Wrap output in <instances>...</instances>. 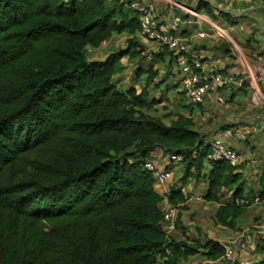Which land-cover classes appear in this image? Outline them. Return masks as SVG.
<instances>
[{"label":"trees","instance_id":"trees-1","mask_svg":"<svg viewBox=\"0 0 264 264\" xmlns=\"http://www.w3.org/2000/svg\"><path fill=\"white\" fill-rule=\"evenodd\" d=\"M127 1L0 0V264L220 259L218 241H176L163 229V196L144 167L154 150L181 155L184 177L206 179L203 199L219 203L217 224L232 228L246 210L248 204L235 201L250 198L241 173L206 160L208 146L190 117L164 123L146 111L156 102L146 100L150 88L173 74L172 52L153 53L163 61L168 55L162 75L152 64L138 68L137 75L145 74L139 92L115 80L121 58L142 59L146 50ZM195 4L212 20L232 23L206 2ZM114 34L128 36L126 48L87 58V46L97 48ZM215 48L229 51L224 42ZM257 182L263 201L264 167ZM232 185L231 199L221 203L216 190ZM167 199L186 209L181 191L171 188ZM254 264H264V256Z\"/></svg>","mask_w":264,"mask_h":264},{"label":"crops","instance_id":"crops-1","mask_svg":"<svg viewBox=\"0 0 264 264\" xmlns=\"http://www.w3.org/2000/svg\"><path fill=\"white\" fill-rule=\"evenodd\" d=\"M170 1H174V0H169V1L159 0L152 3L154 12L157 14L158 18L163 23H168L171 19L172 10L170 9V3H169ZM215 3L225 9L241 10L256 6L264 2L262 0H217V1L215 0ZM191 5L197 9V5L195 3L192 2ZM199 11L204 15V18L202 20H195L190 16H184L185 21L181 25V33L183 37L190 38V40L199 44L198 49L202 54L204 68L207 71L213 69H219V68L225 69L230 72L237 73L238 76L243 78L244 84L245 82L248 81L251 84L255 85L259 81V78L262 75H264L263 72L264 61H262L260 57H258L257 58L258 60L255 61L246 60L244 56L240 57L239 50L245 48V45H241L242 47L240 46V41L241 39L242 40L244 39V41L247 40L248 38L245 37V35L252 34L254 38L255 37L259 38L258 43L255 42L254 40H251L252 48H256V47L260 48L262 46L261 41H262V37H264V10L258 9L242 16H232V20H231L232 23L231 22L228 23L226 21L220 22L217 20H212L209 16H207V14L203 10H199ZM218 29L221 30L220 34L214 35V32L217 34ZM200 32H204L206 35L204 37H200L199 36ZM224 39L226 41H224ZM221 42L224 43L226 42L228 48L230 49L228 52H223L215 48ZM87 48L88 46L86 47V50ZM235 52L238 54H236ZM231 53H234L236 55L235 58L233 59L230 58ZM104 57H102L101 59H103ZM115 76L116 75H114V78ZM120 87L126 88L128 86L125 87L120 86ZM154 89L155 90L161 89V86L160 88L154 87ZM239 89L238 88L232 89L228 96L230 98L233 96V94L237 96L239 94L238 93ZM184 97H186L185 94ZM152 99H155V97L151 95V90H149V95L146 98V100L150 102ZM263 99L264 98H260L259 100L262 107H264ZM155 100L157 102V99ZM188 103L191 104L190 101ZM257 117H258L257 118L258 122H249L246 125H240L239 123H237V121H232V123L234 124L233 125L234 132L231 136H227V137L222 135V130L224 128L220 129L218 127L211 126L205 132H200L199 130L196 129L203 136L206 143L214 136H219L222 137L223 140L226 142V144H228L230 147L236 150V152L239 154L238 162L236 164L233 165L231 164V165L234 167V172L241 173L243 178L242 187L244 189V192L250 195V198L247 197L244 198L248 200L247 207L264 206V200L259 201L256 195V190L258 188L257 176L258 173L261 171V169L264 167V110L257 113ZM163 155L164 154L158 150H154L151 152L152 160L155 162L156 166L159 168L160 167L165 168L168 171H170L171 177L165 183L158 186L155 185V189L158 193L162 194L163 196V200L161 203L162 211H164L168 207H173L175 209V214L170 222L162 223V227L167 232L169 237H171L176 241L182 240L185 237L189 240L203 241L201 237L197 235V231L195 229L194 230L196 236L191 234V231L189 230L187 231V229L186 231L184 230L182 232L181 228L179 227L180 225L179 223L182 220L181 212H184L185 210H187V208L179 209L178 206L179 204L172 206L167 198L169 197L171 188H173L175 191H181V193L184 194L186 198L184 204L187 207L189 206V204H192L193 199L196 200L200 199L205 201L203 199V196L207 190V181L206 179H204V177H200L199 179H195L193 177H188V178L183 177L181 181H173L174 172L179 170L182 165L180 163H171L165 161ZM174 165L177 166L175 169L173 168ZM209 169H210V164L205 162L203 167V174L206 175ZM234 186L235 185H232L230 188L221 186L216 190V193L218 195H221L219 196V201L221 203H225L231 199V193ZM205 202L206 204L211 205L213 207V211L216 212L219 203L214 201H205ZM245 212L246 210L244 211V213ZM259 212H264V208H260ZM242 215L234 219L233 221L234 226L232 227V229L236 227L235 225L236 220ZM263 223L264 221L262 222V224ZM240 236H242V234ZM245 254H244L245 256L252 257L253 259H255V261L263 257L264 237L261 240L255 242L253 241V239H251L249 241V251ZM197 255L199 254L188 256L187 258L183 259L179 264H184V261L193 260ZM210 261L213 264H220L218 260H210Z\"/></svg>","mask_w":264,"mask_h":264},{"label":"rangeland","instance_id":"rangeland-1","mask_svg":"<svg viewBox=\"0 0 264 264\" xmlns=\"http://www.w3.org/2000/svg\"><path fill=\"white\" fill-rule=\"evenodd\" d=\"M191 1L192 0H187L186 3L191 6ZM212 1L215 2V0ZM245 37L248 39L245 41L244 39H241L240 41V46L245 45V48L239 50V56H244L246 60L251 61L258 60L257 58L260 57L261 60L264 61V37H262V46L260 48H252L251 45V40H254L257 43L259 42L258 37L254 38L252 34L245 35ZM138 39L146 46V50L142 54V59L138 57L129 58L124 56L119 61L121 66L116 72L117 74H115V79L120 86H134L137 92L140 91L145 79V74L137 75L136 72L139 67L146 69L148 65L152 64V66L156 69H160V75L169 70L168 66H166L168 55L165 56V61L153 58L154 52L164 51L161 46L155 42L145 40L139 33ZM186 39L193 47L199 48L198 43L193 42L190 38ZM126 40L127 35L114 34L110 39L103 42L100 47L96 49L88 47L86 54L89 59H101L110 51L119 48H126ZM224 41L226 40L224 39ZM235 56L236 55L234 53H231L230 58L233 59ZM170 69L173 74L168 76V80L161 85V89L155 90L154 87L150 88L151 95L157 99V102L155 104L153 103L154 105L152 104L148 110H146L150 114L162 119L164 123H169L170 120L176 118L177 114H180L192 119V127L194 129H197L200 132H205L211 126L218 127L220 129L231 127L234 125L232 121H237L240 125H246L249 122H258L257 113L264 110V107H262L259 102L260 98H264V75L259 78V81L255 85L248 81L245 82L242 89H239V92L237 91L239 93L237 96L233 94L230 98L228 95L231 91L226 89L219 91V93L222 92L220 94H222L225 98L222 103L209 96L203 103L195 105L192 103L189 104V100L184 97L177 66L173 64ZM159 79V81H161V78ZM163 156L165 161H169L167 155ZM176 167L177 166L174 165L173 168L175 169ZM183 173L184 172L181 166L179 170L174 172L173 181H181L184 177ZM186 208L187 210L181 212L182 220L179 223V227L182 232L187 229V231H191V234L194 236H196V230L197 235L200 236L202 240L211 238L219 243L222 242L232 245L241 234L243 236L250 235V240L253 239L254 242L261 240L264 237V231L260 228L262 222L264 221V212H259V209L264 208V206L247 207L246 212L236 220V227L234 229L226 228L217 224L215 222V212L213 211V207L206 204L203 200L193 199L192 204H189ZM218 262L220 264H224L223 261ZM184 264L213 263L210 260L208 261V259L203 255L199 254L195 256L193 260L184 261Z\"/></svg>","mask_w":264,"mask_h":264},{"label":"built area","instance_id":"built-area-1","mask_svg":"<svg viewBox=\"0 0 264 264\" xmlns=\"http://www.w3.org/2000/svg\"><path fill=\"white\" fill-rule=\"evenodd\" d=\"M150 1V2H149ZM159 0H128L127 5L135 10L139 18V34L145 40L155 42L161 47L176 56V66L180 74V83L182 91L186 98L192 104H201L205 99L211 96L218 102H224L225 98L223 89L231 91L234 88H241L244 84L242 77L237 73L225 69L206 70L203 65L202 54L198 48H195L181 33V25L185 21L184 16H190L195 20H202L204 15L192 5L189 6L187 0L170 1L172 10L171 19L168 23H163L154 12L153 2ZM169 1V0H164ZM197 0H192L196 3ZM264 2V0H262ZM191 2V3H192ZM217 32V30H216ZM221 30L218 29L219 35ZM206 34L200 32L199 36L204 37ZM240 75V74H239ZM233 126L226 127L222 130V135L227 137L233 134ZM206 145L208 152L206 160L210 162L224 161L229 164H236L239 160V154L223 140L222 137L214 136ZM171 163H180L182 156L171 154L168 156ZM254 161V160H253ZM144 167L152 173L155 184L161 185L171 177L170 171L165 168H159L155 162L148 159L144 162ZM240 204H248L247 199L235 200ZM175 214L173 207H168L163 211L162 223L170 222ZM264 231V223L260 226ZM250 235H242L235 240L232 245L221 243L224 252L218 261L224 264H254L255 259L245 256L249 251ZM245 254V255H244Z\"/></svg>","mask_w":264,"mask_h":264},{"label":"water","instance_id":"water-1","mask_svg":"<svg viewBox=\"0 0 264 264\" xmlns=\"http://www.w3.org/2000/svg\"><path fill=\"white\" fill-rule=\"evenodd\" d=\"M204 2H206L207 4H209L212 8L221 11L223 13H226L228 15L231 16H242L245 15L247 13H250L254 10H258V9H263L264 10V3L258 4L256 6L250 7V8H245V9H241V10H229V9H225L219 5H217L214 1L212 0H202Z\"/></svg>","mask_w":264,"mask_h":264}]
</instances>
